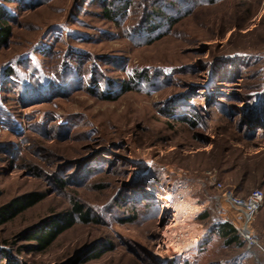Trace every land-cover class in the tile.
Instances as JSON below:
<instances>
[{"label": "rangeland", "instance_id": "rangeland-1", "mask_svg": "<svg viewBox=\"0 0 264 264\" xmlns=\"http://www.w3.org/2000/svg\"><path fill=\"white\" fill-rule=\"evenodd\" d=\"M101 1L0 0L12 29L0 43V206L26 192L46 194L0 226V251L24 264H69L100 241L106 250L78 264H264V254L211 232L223 223L211 176L239 195L264 191V133L246 135L244 110L258 107L264 92V0L199 5L143 44L129 35L141 0L122 24L105 15ZM68 66L85 84L92 72L102 83L133 81L137 73L154 80L135 81L112 99L82 86L28 98L14 83L46 89ZM72 74L65 77L71 84ZM186 99L191 108L177 105ZM196 108L200 122L190 125L182 117ZM173 191L198 206L187 219L197 240L180 252L165 243L175 220L162 204ZM153 195L159 213L145 206ZM73 198L100 221L79 222L47 249L31 251L20 232L69 209ZM225 213L237 215L228 207ZM253 228L264 240V206Z\"/></svg>", "mask_w": 264, "mask_h": 264}, {"label": "trees", "instance_id": "trees-1", "mask_svg": "<svg viewBox=\"0 0 264 264\" xmlns=\"http://www.w3.org/2000/svg\"><path fill=\"white\" fill-rule=\"evenodd\" d=\"M221 0H141L140 1V14L136 23L130 25L129 35L132 39L136 40L138 44L152 42L158 38H161L173 28V26L178 22L179 19L183 18L189 14L194 8L202 4L215 3ZM101 4H105L104 13L107 17L115 19L119 23L125 22L128 20L130 15L135 11L134 0H102ZM12 29L3 16V12H0V43L5 42L11 35ZM71 71L74 73V78H72L74 83H70L65 77L66 72ZM12 75H16L15 71L11 72ZM59 79L47 85L44 89L43 85L34 88L31 82L24 83L23 81H14L18 90H21V86L24 89H27L24 93V97L30 98L31 96H45L49 92L61 91L64 92L65 89L70 88L71 86L75 87H89L93 92L100 94L102 97L107 99H112L120 93H123L129 89H132V84L135 81H139L138 84L143 86L144 84H150L154 79L149 77L147 73H137V76L133 78V81H125L122 84H119L115 80L105 78L104 82H100L99 79L93 75L89 78L88 82L84 83V78L77 74L76 70H73L68 66L63 71H60ZM77 75V76H76ZM148 81V82H147ZM147 82V83H146ZM83 83V84H82ZM25 84V85H24ZM82 84V85H81ZM25 86V87H24ZM35 91V92H34ZM37 92V93H36ZM50 93V94H51ZM115 95V96H114ZM31 97V98H32ZM259 106L256 108L246 107L244 108L245 118H246V135L254 139L258 135L264 133V92L259 95ZM178 106L184 109V107L191 108V99H186L184 101H179ZM224 113L228 114V104L219 103ZM228 105V106H227ZM211 106L210 103L206 104V107ZM205 111V107L201 106ZM178 108V107H177ZM186 109V108H185ZM197 110L185 112V116L182 117L183 120L187 121L190 125H196L200 122V117L198 111L202 110L201 108H196ZM244 118V119H245ZM97 163V159H92L90 161V166L94 163ZM101 162V161H100ZM91 174V173H88ZM82 176V175H81ZM151 178V177H149ZM155 178V177H154ZM156 179V178H155ZM155 179H152L154 182ZM140 181L138 180V184ZM57 184L61 188H65L66 181L62 179H57ZM149 186V184H147ZM46 197L45 193L40 191H30L19 196L12 198L7 203L0 206V226L14 220L28 209L36 206L44 200ZM145 206L149 204H155L156 210L158 213L162 210L161 205L159 204V199L157 196L153 195L151 197L145 196L144 198ZM99 217L92 215V211L88 210L85 205L79 201L77 198H73L71 202V207L67 210H63L55 215H52L48 219L41 220L38 223L33 224L32 226L26 228L19 234V238L25 240H32L29 246H27L31 251L35 250H45L51 244H53L62 234L73 228L79 222L89 224L92 222H99ZM212 233L218 232L225 239V243L230 245L234 243H243L244 241L240 238L234 227L229 223L218 224L211 230ZM210 236V235H209ZM205 237L203 243H205ZM106 244L110 245L109 242ZM100 241H95L87 247H84L81 251H78L77 254L70 258L69 264H78L80 260L87 255L88 252H95L92 257H98L106 250L105 248L98 249V247H103ZM107 246V245H105ZM96 248V249H95ZM21 247H19V250ZM0 264H24L18 261L9 251H0ZM156 264H164L157 262ZM180 264H190L187 260L181 261Z\"/></svg>", "mask_w": 264, "mask_h": 264}, {"label": "built area", "instance_id": "built-area-1", "mask_svg": "<svg viewBox=\"0 0 264 264\" xmlns=\"http://www.w3.org/2000/svg\"><path fill=\"white\" fill-rule=\"evenodd\" d=\"M211 181L220 191L216 199L222 222H227L234 227L248 250L264 254V240L253 228L255 220L264 206V191L261 188H255L243 196L237 194L234 187H226L222 182L216 181L214 176H211ZM226 207L237 215L233 217L226 215ZM255 253L253 252L254 255Z\"/></svg>", "mask_w": 264, "mask_h": 264}, {"label": "bare ground", "instance_id": "bare-ground-1", "mask_svg": "<svg viewBox=\"0 0 264 264\" xmlns=\"http://www.w3.org/2000/svg\"><path fill=\"white\" fill-rule=\"evenodd\" d=\"M162 205L163 211L172 213L175 220L165 232L166 246L180 252L197 240L195 226L189 225L187 219L196 214L198 206L189 204L177 191L168 193Z\"/></svg>", "mask_w": 264, "mask_h": 264}]
</instances>
